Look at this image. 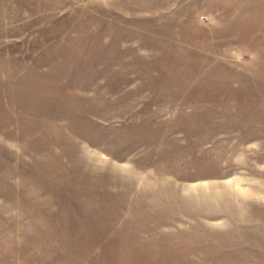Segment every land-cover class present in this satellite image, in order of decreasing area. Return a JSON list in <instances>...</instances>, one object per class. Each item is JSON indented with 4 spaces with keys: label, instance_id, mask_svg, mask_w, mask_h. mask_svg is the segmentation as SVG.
Here are the masks:
<instances>
[{
    "label": "rangeland",
    "instance_id": "1",
    "mask_svg": "<svg viewBox=\"0 0 264 264\" xmlns=\"http://www.w3.org/2000/svg\"><path fill=\"white\" fill-rule=\"evenodd\" d=\"M0 264H264V0H0Z\"/></svg>",
    "mask_w": 264,
    "mask_h": 264
}]
</instances>
